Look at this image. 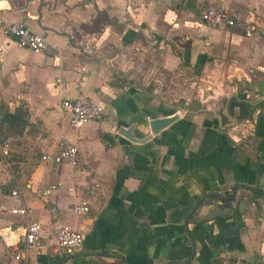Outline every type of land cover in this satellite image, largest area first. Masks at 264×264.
<instances>
[{
  "label": "crops",
  "instance_id": "0c3cea01",
  "mask_svg": "<svg viewBox=\"0 0 264 264\" xmlns=\"http://www.w3.org/2000/svg\"><path fill=\"white\" fill-rule=\"evenodd\" d=\"M209 3L237 25L206 23ZM14 22L47 49L20 45L6 31ZM81 97L104 115L75 127L61 103ZM1 105L29 124L0 142V264L75 254L49 246L17 259L30 222L50 244L54 223L83 233V251L53 264H264V193L249 190L264 192V0H0ZM175 114L143 143L119 132L135 125L145 137L152 119ZM63 139L78 145L79 161L45 162ZM235 187L231 206L220 204L232 214L198 223L206 205L189 218L193 254L187 215ZM83 202L91 210L78 213Z\"/></svg>",
  "mask_w": 264,
  "mask_h": 264
},
{
  "label": "built area",
  "instance_id": "2783aa9c",
  "mask_svg": "<svg viewBox=\"0 0 264 264\" xmlns=\"http://www.w3.org/2000/svg\"><path fill=\"white\" fill-rule=\"evenodd\" d=\"M202 19L215 29L225 30L237 25V19L222 5L216 3L207 4L202 11ZM252 28L247 29V34L251 35ZM10 35L16 36L18 43L34 51H44L48 45L45 38L22 22H14L7 26L6 30ZM61 108L73 115L75 127H82L86 123L101 119L104 115V108L88 98L63 100ZM45 162H72L77 163L80 159V149L77 144L67 139L59 143L58 152L55 154L46 153L43 155ZM16 190L13 194H17ZM91 210L88 203H80L76 206L78 213H87ZM14 212L26 214L25 208H14ZM44 226L39 222H30L27 226L25 247L17 249V259H29L32 255L41 256L44 251L50 248L53 253L66 252L68 254L81 252L84 249L85 238L77 228L54 223L49 235L53 243H49L43 234Z\"/></svg>",
  "mask_w": 264,
  "mask_h": 264
},
{
  "label": "water",
  "instance_id": "95a60500",
  "mask_svg": "<svg viewBox=\"0 0 264 264\" xmlns=\"http://www.w3.org/2000/svg\"><path fill=\"white\" fill-rule=\"evenodd\" d=\"M178 118H179V115L175 114L172 116L159 117V118L152 119L149 123L151 133H149L145 137L136 136V134L134 132V130L136 128L135 125H130L128 127H126V126L121 127L119 132L121 135H123L124 137H126L128 140H130L132 142L143 143V142L150 140L153 137V135L159 134L161 131H163L164 129L169 127ZM238 189H239V187H235L231 196L217 195L219 200H220L219 203L217 202L216 199L208 200V198L211 197L212 195L211 196L205 195V196L201 197V199L191 209V211L187 215V218L185 221V227H186V231L190 234L192 241H193V254H195V250H196V248H195L196 247V240L194 238L193 233L188 229V221H189V218L191 217V215H193L199 209L205 207L206 205H209L210 207L204 215L200 216L197 219L198 223H204V222L212 221V220L217 219L220 216H228V215L232 214V212L234 210L233 207L225 208V207L220 206V204L222 205L223 203H227V204L233 203L237 198ZM249 190L253 193H258V194L264 193L263 191H261L258 188H249ZM251 201H252L251 196L245 197L242 201V205H240V209L244 210L246 208V206H248V204H250ZM76 255H77V253L71 254L68 257L63 258V259L50 261L48 264L61 263V262H64V261L68 260L69 258H72Z\"/></svg>",
  "mask_w": 264,
  "mask_h": 264
},
{
  "label": "trees",
  "instance_id": "16d2710c",
  "mask_svg": "<svg viewBox=\"0 0 264 264\" xmlns=\"http://www.w3.org/2000/svg\"><path fill=\"white\" fill-rule=\"evenodd\" d=\"M1 113H0V128L2 132L5 134L0 136V142H4L8 136H11L15 133H23L26 127L29 124L28 119L26 118V114L23 116H19L15 113H13L9 107L6 105H1L0 107ZM228 206H231L230 203L227 204ZM66 256V255H64ZM63 256V257H64ZM48 261H46L43 264H47ZM214 264H240L236 260H229L228 262H225L221 258H217L214 260ZM250 264V263H245Z\"/></svg>",
  "mask_w": 264,
  "mask_h": 264
}]
</instances>
